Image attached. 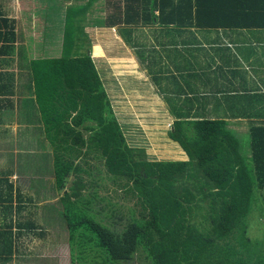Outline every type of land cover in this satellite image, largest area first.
<instances>
[{"label":"trees","instance_id":"16d2710c","mask_svg":"<svg viewBox=\"0 0 264 264\" xmlns=\"http://www.w3.org/2000/svg\"><path fill=\"white\" fill-rule=\"evenodd\" d=\"M96 1L66 10L64 38L69 50L58 59L32 62L36 103L53 147L57 190H64L69 177H75L60 200L70 263L121 264L142 254L148 264H264V240L252 242L247 237L256 192L264 189V127L250 130L249 161L220 119L174 121L168 135L186 160L151 161L144 149L129 146L90 51L72 49L86 34L78 20ZM106 4L111 12L105 28L264 29V0H107ZM15 39V21L0 11L2 66L12 60ZM91 153L104 161L116 187L140 207L138 216L128 210L120 233L92 212L96 196L88 199L81 194V174L89 172L76 160ZM113 208L111 212L121 209ZM195 211L203 217L201 224L192 220Z\"/></svg>","mask_w":264,"mask_h":264},{"label":"crops","instance_id":"0c3cea01","mask_svg":"<svg viewBox=\"0 0 264 264\" xmlns=\"http://www.w3.org/2000/svg\"><path fill=\"white\" fill-rule=\"evenodd\" d=\"M0 6L3 15L15 21L16 34L11 62L2 66L0 55V213L9 211L0 214V221L1 215L10 217L13 204L8 209L1 206L14 200L22 206L18 208L22 215L18 216L21 221H13L10 226L42 227L47 222L21 224L27 210L33 212L28 218L40 217L47 211L48 194L53 193L48 189L52 188L50 185L58 192L53 173V147L45 137L34 93L32 62L58 59L70 49L64 38L65 16H61L59 25L62 31L58 38L52 39L47 32L49 17L41 11H25L21 17H15L9 5ZM33 14L45 17L43 31L33 27ZM113 28H125L122 33L127 37L121 36V39L134 43L131 48L136 51V58L131 55V61L139 68L137 86L143 85L142 90L148 88L154 93L158 100L154 108L161 109L162 114L199 115L201 119L211 120L216 118L205 116H258V119L264 116V29L139 25ZM72 49L76 51L77 47ZM38 52L44 56L34 58ZM149 65L151 75L147 70ZM6 71L8 75L2 76ZM100 79L112 108L111 97L101 76ZM255 127H264V124L252 125L249 131ZM40 132L42 138L37 136ZM50 157L48 171L37 168L32 173L33 167L41 165L40 160L47 161ZM186 159L185 156L181 160ZM34 182L38 186H33ZM30 195L35 197L30 199ZM54 205L51 204V209Z\"/></svg>","mask_w":264,"mask_h":264},{"label":"rangeland","instance_id":"374dc122","mask_svg":"<svg viewBox=\"0 0 264 264\" xmlns=\"http://www.w3.org/2000/svg\"><path fill=\"white\" fill-rule=\"evenodd\" d=\"M87 1L0 0V4L6 7L9 5L15 17H21L25 11L32 13L35 11L34 9L41 11V13L49 17V29L47 31L50 33L49 36L52 39H56L58 38V33L62 31L59 26L62 22L61 16L66 15L67 9L84 6ZM106 3L107 0L96 1L85 15L78 20V25L83 28L86 34L79 36L80 41L76 44L79 49H76V52L81 51L85 53L90 51L91 58L97 65L96 68L98 69L99 75L106 85L108 95L111 97L112 110L121 125L129 146L144 149L147 159L151 161L181 160L185 158L184 153L177 143L170 140L168 135L169 131L172 129L173 123L177 118L198 119L202 116L164 115L161 109L154 108L153 104L156 101L158 102L154 93L151 90L149 91L148 88L142 90L143 85L137 86L138 80L136 77L139 68L131 61V55L136 58L134 56L136 51L131 48V44L134 43L124 42L121 39V36L124 38L127 37L122 33L125 32V28L108 29L103 27L107 15L111 12ZM35 14H33L35 16L33 27L41 32L43 31V25H45V17L40 15L39 18ZM140 32L143 33L142 30ZM142 36L144 37L145 35L142 34ZM43 56L44 54H40L39 52L38 54H34V58ZM108 61L111 62L107 64ZM147 67L151 75V66L149 65ZM138 87L141 88V91L137 90ZM205 117L224 119L227 129L232 130L240 142L241 155L249 161L252 154L249 129L252 125L264 124V116H261V119H258V116H231L229 118L230 116L222 115ZM37 136L42 138L43 133L40 132ZM33 150H37V148H32ZM31 156L35 155L33 154ZM94 156L91 153L87 158L84 157L85 159L76 160L83 167V170L89 172V175L81 174L84 181V189L81 191V194L88 199H93L96 196L91 205L92 212L98 215H96V218L103 225L120 233L125 225V214H130L128 210H135L134 214L138 216L140 207L137 206L135 198L116 187L110 176L106 173L104 161L101 159L96 160ZM51 162V157L47 161L45 159L40 160L41 165L33 167L31 169L32 173L37 168H41V172L48 171ZM1 178L5 179L6 177L2 176ZM74 180L75 177L71 175L67 180L65 189L58 192L53 188L55 186L50 185L52 188L48 189H52L53 193L48 194V199L50 200L48 202L49 208H46L45 210L47 211L42 216H38L39 218H28L33 212L29 210L25 212L27 217H25L26 219L21 224L30 225L34 222L37 225L47 222L44 224L45 226H35L33 228L30 226L20 228L15 225L10 226L13 221L14 223L21 221L18 220V216L22 215L18 208L20 209L22 206L14 200V202H6L1 206L8 209L13 204L12 212L8 214L10 217L1 215L3 220L0 221V264H71L68 230L63 221V208L60 199L66 192H69ZM34 183L33 186H38L36 183L34 185ZM38 183H40V180ZM193 192L194 194L197 193L194 188ZM256 195L257 201L253 206L252 215L249 217L247 237L252 242H262L264 240V189H258ZM34 197L35 195H30V199ZM25 198L27 199L26 195ZM51 204H55L52 209ZM207 204L205 202L204 206ZM110 206H115V208L121 207V209L120 211L111 212ZM8 212L5 213L2 210L0 214H7ZM192 220L196 224H201L203 217L195 211ZM262 249L264 252V246ZM121 264L148 263L145 261L144 255L137 254L132 260Z\"/></svg>","mask_w":264,"mask_h":264}]
</instances>
